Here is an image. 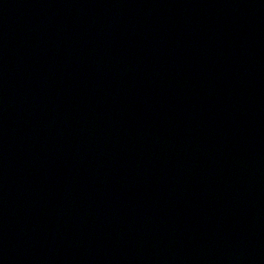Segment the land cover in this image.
I'll return each mask as SVG.
<instances>
[{
	"label": "water",
	"instance_id": "obj_1",
	"mask_svg": "<svg viewBox=\"0 0 264 264\" xmlns=\"http://www.w3.org/2000/svg\"><path fill=\"white\" fill-rule=\"evenodd\" d=\"M0 264H264V0H0Z\"/></svg>",
	"mask_w": 264,
	"mask_h": 264
}]
</instances>
